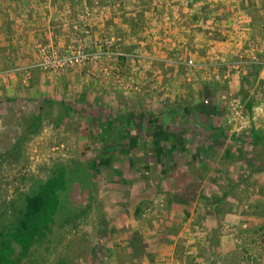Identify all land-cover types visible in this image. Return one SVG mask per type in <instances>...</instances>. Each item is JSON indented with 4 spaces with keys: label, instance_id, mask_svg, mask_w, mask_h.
Instances as JSON below:
<instances>
[{
    "label": "rangeland",
    "instance_id": "374dc122",
    "mask_svg": "<svg viewBox=\"0 0 264 264\" xmlns=\"http://www.w3.org/2000/svg\"><path fill=\"white\" fill-rule=\"evenodd\" d=\"M149 1L159 8L155 25L152 17L136 27L148 34L135 47L96 37L87 24L112 16L118 1L77 0L50 24L63 38L45 41L43 27L31 63L14 71L24 79L18 95L0 73V226L12 218L11 204L58 168L75 171L70 197L86 208L57 223L22 264H154L172 256L159 248L173 244L178 264H264V147L250 139L253 130L264 134V16L255 32L240 6L235 24L210 30L211 54L170 64L166 33L156 34L166 29V0ZM147 41L165 56L147 51ZM231 44L238 58L229 62L223 48ZM107 127L122 139L102 140ZM164 141L188 147L175 152L177 162L166 153V166L151 150ZM78 169L90 178L79 180Z\"/></svg>",
    "mask_w": 264,
    "mask_h": 264
},
{
    "label": "crops",
    "instance_id": "0c3cea01",
    "mask_svg": "<svg viewBox=\"0 0 264 264\" xmlns=\"http://www.w3.org/2000/svg\"><path fill=\"white\" fill-rule=\"evenodd\" d=\"M73 1L76 3L77 0H72L70 1L71 3H68L66 0H46L45 3H41L38 0H17V7H14L15 3H10L9 0L4 1L6 3L4 7H2V3L0 7V73H5L6 79L3 81L6 82L8 88H13L11 90L12 94L18 95L17 90L21 88H17V85L22 87L21 82L24 81L22 75L15 74L14 71L19 66L24 67L29 62L31 63V56L29 54L32 53L35 40L42 39V34L46 32V29L43 27H47L49 30H47L48 35L45 34L43 37V39L46 38L44 39L45 41L51 40L53 42L54 39L60 40L63 38V29L58 30L59 26L57 25L55 27L52 26V29L50 24L60 19L64 15L63 11L67 14L68 11L66 9L71 10V7L74 8L75 5H72ZM116 1L119 3L114 5L115 13L112 16H105L103 19H88L87 24L93 29L92 31L96 37L113 36L121 40L120 42H123L121 45L123 44L124 47L126 46L127 49H130V47H135L137 39L140 40L148 34V30H146V33L143 32L141 37L136 27L138 28L140 24L148 22L149 18L156 17L159 8H153L154 3L149 0H145V3H138L135 0ZM101 4L111 6L113 3ZM161 4L159 3V5ZM254 4H258L262 10L255 11L257 6ZM240 6L249 21H252L255 32L258 31L260 33L262 30L260 24L263 25L260 16H264V3H237V1H231L230 3L229 1L221 2V0H216L215 2H211V0H166V19L162 20L166 29L158 27L159 32L156 33L159 35L162 33L163 38H165L164 34L166 33V61L174 64L179 58L192 57V55L197 62L203 60L204 55L211 54L212 50L210 48L214 47V49H217L215 45H212L216 42L214 41L215 35L211 33V31L216 30L213 28H222L223 25L220 24L223 22L221 21L226 20H230L232 24H235L237 17H240L238 15L239 12H237ZM138 8L140 9L139 11ZM155 17L152 20L153 25H155ZM10 22L12 28L9 32V28L6 25ZM35 33L37 34L35 35ZM156 36L158 35H155V38ZM3 38H8V42L3 43L1 40ZM141 45L134 50L141 49ZM232 45H227L226 48H223L225 55L230 56L229 62L238 58V47ZM144 46L147 51L152 52L154 55L165 56L162 55V52L158 53L156 51L151 41H147ZM166 66H169V64H166ZM174 67L175 65H171V68ZM251 71L250 69L249 72L251 73ZM152 72L155 73V71ZM252 78L253 76L250 75L247 77L251 81L253 80ZM173 79L174 77L170 79L171 83L174 82ZM73 81L77 82V79ZM9 92L8 90L7 93ZM159 146L152 144L151 150L159 152L158 154L162 156L161 158H164L162 161L165 164L164 166H166L167 162L166 153H180L186 151L188 148L185 145L181 147L176 144H170L167 141H164ZM178 153L174 155V162L178 161ZM156 156L158 157V155ZM164 248H159L161 250L159 253L166 250L164 254L169 256L172 253V256L164 258L163 255H159L154 264H178L179 261L173 259L176 245L173 244L166 249Z\"/></svg>",
    "mask_w": 264,
    "mask_h": 264
},
{
    "label": "trees",
    "instance_id": "16d2710c",
    "mask_svg": "<svg viewBox=\"0 0 264 264\" xmlns=\"http://www.w3.org/2000/svg\"><path fill=\"white\" fill-rule=\"evenodd\" d=\"M41 122V118H37L30 125L33 134L40 129ZM117 123L119 129L127 128L123 119ZM114 133L108 127L103 128L102 140L117 137ZM251 135L254 145L264 147L263 132L253 130ZM170 154L174 158L175 153ZM113 158L108 157L107 167H111ZM74 172L69 168H58L46 181L37 183L29 193L11 204L13 216L0 226V264H22L35 248L44 246L50 240L57 223L72 222L86 212L85 207H77L70 197V189L75 180ZM76 172L79 180L84 179L82 182L91 175L81 169ZM90 191L89 189L88 192Z\"/></svg>",
    "mask_w": 264,
    "mask_h": 264
},
{
    "label": "built area",
    "instance_id": "2783aa9c",
    "mask_svg": "<svg viewBox=\"0 0 264 264\" xmlns=\"http://www.w3.org/2000/svg\"><path fill=\"white\" fill-rule=\"evenodd\" d=\"M190 65H192V62H190Z\"/></svg>",
    "mask_w": 264,
    "mask_h": 264
}]
</instances>
